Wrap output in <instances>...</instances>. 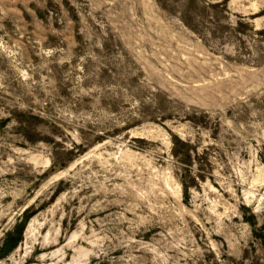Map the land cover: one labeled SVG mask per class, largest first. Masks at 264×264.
<instances>
[{"label":"rangeland","instance_id":"374dc122","mask_svg":"<svg viewBox=\"0 0 264 264\" xmlns=\"http://www.w3.org/2000/svg\"><path fill=\"white\" fill-rule=\"evenodd\" d=\"M0 264H264V0H0Z\"/></svg>","mask_w":264,"mask_h":264},{"label":"trees","instance_id":"16d2710c","mask_svg":"<svg viewBox=\"0 0 264 264\" xmlns=\"http://www.w3.org/2000/svg\"><path fill=\"white\" fill-rule=\"evenodd\" d=\"M17 241H18V238H16L15 236H13V238L11 239V244H12L13 247L17 244Z\"/></svg>","mask_w":264,"mask_h":264}]
</instances>
